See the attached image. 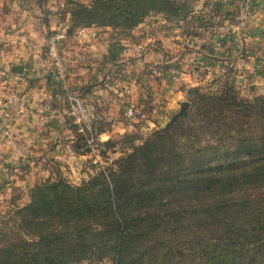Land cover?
<instances>
[{
    "label": "trees",
    "instance_id": "1",
    "mask_svg": "<svg viewBox=\"0 0 264 264\" xmlns=\"http://www.w3.org/2000/svg\"><path fill=\"white\" fill-rule=\"evenodd\" d=\"M68 4L71 28L126 31L192 12L188 0ZM189 97L185 117L111 167L35 184L28 203L0 215V264H264V94ZM117 139L101 142L102 156L130 143ZM73 145L88 154L84 137Z\"/></svg>",
    "mask_w": 264,
    "mask_h": 264
},
{
    "label": "crops",
    "instance_id": "2",
    "mask_svg": "<svg viewBox=\"0 0 264 264\" xmlns=\"http://www.w3.org/2000/svg\"><path fill=\"white\" fill-rule=\"evenodd\" d=\"M52 1L0 0V181L4 195L17 191L22 198L26 196L24 204L38 181L58 176L63 166L89 162L88 156L73 145L76 137H83V134L70 118L68 107L61 104L59 91L53 89L55 82L45 62L46 36L49 31L59 30L58 18L64 14L52 10ZM224 1L229 9L230 3ZM193 7L195 13L207 11L204 6ZM236 11L237 23L231 22L216 38L183 23L173 30L176 40H172V27L159 15L149 18L154 21L149 22L153 26L149 28V35L141 36L136 43H123L116 34L112 39L110 28L87 29L86 39H78L81 37L76 33L66 35L62 53L68 62L67 84L76 90L87 89V97L90 96L97 107V122L109 124L106 130L97 129L99 141L133 129L124 121L120 107L115 106L112 86H107L111 91L109 95L104 89L103 78L97 76L103 64L131 71L130 82L135 83L132 89H138L136 83L147 82L149 87L155 82L164 83L158 77L165 69L169 70L170 62L182 58L178 51L182 54L190 52L193 59L207 60L211 64L219 59H229L236 66H243L247 73L264 64V0H242ZM142 24L145 27L146 22ZM253 45H257L254 53ZM239 50L246 54L245 61L239 59L241 56L236 57ZM159 66L164 68L162 72L155 70ZM15 67L20 68V74L13 72ZM145 68L149 70L146 69L143 78L140 70ZM99 73H103L106 84L120 81L116 77L113 79L114 76L109 79V74L103 71ZM86 85H92L91 89L88 90ZM168 87L170 93L165 100L172 108L182 94ZM86 171L73 173L71 182L86 180ZM18 201L19 197L14 199V202Z\"/></svg>",
    "mask_w": 264,
    "mask_h": 264
},
{
    "label": "rangeland",
    "instance_id": "3",
    "mask_svg": "<svg viewBox=\"0 0 264 264\" xmlns=\"http://www.w3.org/2000/svg\"><path fill=\"white\" fill-rule=\"evenodd\" d=\"M68 1L70 0H53L51 2V5L53 6L52 10L58 12L62 11L64 14L58 18L59 19L58 23H60V25L58 26L59 30H54V31L52 30L48 32L46 36L43 52H44L46 66L48 67L50 75L53 81L55 82L54 84L55 86L53 87V89L54 90L57 89L59 91L58 95L61 99L60 100L61 104L63 106L65 104L68 107V114L70 118H72V121L75 122L74 118L71 116L70 105L66 101L64 92H62V88L61 89L59 88L58 86L59 83L55 80L54 69L52 68V66L50 65L49 61L46 58L45 55L46 45L48 44V40L52 34H59L62 36V40H61V53H62V45L66 35L70 34L71 36L76 33L78 35L77 37L79 36L81 37L78 39H86L89 35L88 33H86L87 29H90L92 27H96V28H104V27H98L94 25L90 27L71 28V22H70L71 18L68 10L70 8V5L68 4ZM78 1L82 2L83 4H89L90 2V0H78ZM241 1L242 0H225L224 2H226L227 4L230 3L229 4L230 7L228 9L225 3H223V0H188L192 8V12L188 15L186 19H184V21H182L181 23H176L174 21H167L164 18L165 22L172 27V31H171V37L173 38L172 40H176L175 33L173 30L177 28L176 26H182L181 24L183 23L191 24L196 31L197 29L200 31H205L206 33H209L208 35L209 37L216 38L217 36H219L220 32H223V28L227 29L232 24L231 22L237 23L236 10L240 5ZM193 6H198V7L200 6V8L201 6H204V8H206L207 11H205L204 14L200 13V10H198V12L195 13L194 11L195 9ZM66 16L68 17L67 19ZM152 16H156V15H150L144 20V22H146L145 27L141 23L142 27L140 24L136 28L126 31L122 29L114 30L110 28L111 34L109 33V35L111 36L112 39H114V37L112 36L116 34L115 35L116 38L119 37L123 43H128V42L136 43V40H139L141 36L149 35L148 32L149 28L153 27L149 25V22L153 21V18L149 19ZM105 28H109V27H105ZM176 31L180 32V30H176ZM129 32H132L133 34ZM196 44H200V43H196ZM198 46L199 45H197V47ZM253 48H254L253 49V53H254V51L257 48V45H253ZM184 49L187 48L184 47ZM197 50L200 51V48H197ZM178 54H181L182 58L170 62L169 70L165 69L163 71L164 68L162 66H159V68L156 69L153 68L155 70H159L160 72L163 71L162 75H159L158 78L162 79L165 82L164 83L155 82L152 84V87H149V83L142 82L141 84L136 83V87H138V89L136 88L132 89V87H135L134 86L135 83L130 82V80L132 79L131 71L125 72V70L122 69V67L118 68L113 65L106 66L105 64H103L100 66L98 71L99 72L103 71L105 73H108L110 75V76L107 75L109 79H111V77L113 76H114L113 79L116 78H118V80L120 79L119 82L118 81L114 82L112 80L113 82L111 81L112 82L111 84H106L107 82L105 81L103 73L102 75L99 72L97 74V76H99L100 79L103 78L102 82L105 83L103 85H105L104 89L107 92L106 91L104 92L111 95V91L107 90V86L108 87L112 86L113 88L112 92L115 95V102H116L115 106L117 108L120 107L119 112L120 114L122 113L124 117V121L133 126L132 131L116 134L112 136L110 139L115 140L119 136L127 135L129 136L128 141L130 143L123 144L124 149L122 150H121L122 146L116 147V150L113 152L112 150H108L107 153L102 156V160L104 161V163L102 164L103 166L100 170L96 167L95 164H93L90 155L86 154L88 156V161L90 163L86 161L85 163L82 162V163H75L69 165V167L63 166L61 171L58 173V177L60 176V178H64V180H67L71 184H76L78 182L73 183L70 180V177L73 176V173H78L83 170L84 171L88 170L86 171L88 177H91L97 172L103 171L106 168L111 167L116 159L125 155L126 152L130 151V146L132 144L139 145L140 143L148 139L154 131L160 128H164L167 125L171 124L170 123L171 118L175 116L180 110V103L187 102L189 106V101H188L190 98L189 90H191L192 88H196L201 93H220L221 91L226 90L243 99H251L255 95L264 94V64L263 63H261V66H255L253 69H251V73H247V71L245 72L243 66L241 65L236 66L229 59H224V60L219 59L216 60L215 62H212L211 64L207 60L197 61L193 59V54H191L190 52L189 53L183 52L182 54V52L178 51ZM245 55L246 54L244 53V51L242 52V50H239L238 56L236 57L238 58L241 56L239 59L242 60ZM62 56L64 63L66 65V69H65V75H66L68 71V62L65 60L63 53ZM207 58H209V56H207ZM243 61L245 60L243 59ZM146 69L149 70V68L140 70V72L141 71L143 72L141 75L143 78ZM168 72L170 73L167 74ZM167 81L169 82L166 84ZM65 82L66 85L68 86V89L72 93H74L73 88L69 87V84H67L66 79ZM86 86H89L88 90H90L91 89L90 86L92 85H86ZM168 86H170V88L173 90L176 89L180 91L182 94L181 99L179 98L180 101H178L177 105H174V107L172 108H169L168 102H166L165 100V97L170 93ZM81 92L78 95L76 94L75 95L78 96L83 102L91 104L97 110L94 100L91 99L90 96L87 97L88 94L87 89ZM118 100H120V102ZM128 110H132L133 113L132 116L128 115ZM96 122L97 120L92 124L91 129L92 132L97 137V139H99V137L96 135L97 129L106 130L107 129L106 125L109 124L105 123V121H103L102 123L99 121L97 123ZM80 133L82 132L80 131ZM82 134L85 139V134L84 133ZM40 182L41 181H38L36 184ZM4 193H5L4 187L2 188V181H0V215L1 216L4 217L6 216L7 213H9L8 215H11L10 212H12L15 209V207H17L15 205L17 203L22 204L21 206H24L26 204V203L24 204V201L26 200L25 199L26 196H23L22 198L21 193H18L17 191H15V193L13 194L10 193L7 195H4ZM17 197L20 198V201L16 203L14 202V199H16ZM28 201H29V193H28ZM105 264H109V263L106 262Z\"/></svg>",
    "mask_w": 264,
    "mask_h": 264
},
{
    "label": "built area",
    "instance_id": "4",
    "mask_svg": "<svg viewBox=\"0 0 264 264\" xmlns=\"http://www.w3.org/2000/svg\"><path fill=\"white\" fill-rule=\"evenodd\" d=\"M62 36L52 34L46 45V58L54 69L55 80L59 83V88H62L66 101L70 105L71 116L75 123L80 127V131L85 134V144L88 149L93 164L100 170L104 161L102 160L101 142L92 132V124L97 120L96 109L88 103L83 102L78 96L72 93L66 85L65 69L66 65L61 53ZM128 115L132 116V110H128Z\"/></svg>",
    "mask_w": 264,
    "mask_h": 264
},
{
    "label": "water",
    "instance_id": "5",
    "mask_svg": "<svg viewBox=\"0 0 264 264\" xmlns=\"http://www.w3.org/2000/svg\"><path fill=\"white\" fill-rule=\"evenodd\" d=\"M13 72L20 74L21 70L19 67H15ZM187 108H188V103L181 102L179 112L171 118L170 123L176 122L179 118L185 117L187 115Z\"/></svg>",
    "mask_w": 264,
    "mask_h": 264
}]
</instances>
